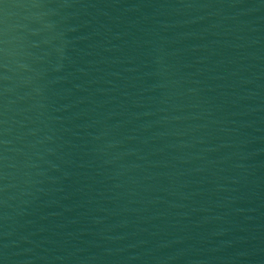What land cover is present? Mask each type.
<instances>
[{
  "label": "water",
  "instance_id": "obj_1",
  "mask_svg": "<svg viewBox=\"0 0 264 264\" xmlns=\"http://www.w3.org/2000/svg\"><path fill=\"white\" fill-rule=\"evenodd\" d=\"M0 264H264V0H0Z\"/></svg>",
  "mask_w": 264,
  "mask_h": 264
}]
</instances>
